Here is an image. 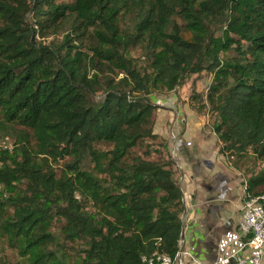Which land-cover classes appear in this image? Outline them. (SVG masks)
<instances>
[{
  "label": "trees",
  "instance_id": "trees-1",
  "mask_svg": "<svg viewBox=\"0 0 264 264\" xmlns=\"http://www.w3.org/2000/svg\"><path fill=\"white\" fill-rule=\"evenodd\" d=\"M202 71L219 153L233 168L260 160L246 181L264 192V0H0V133L14 138L0 149V235L28 264L175 257L183 190L171 156L150 158L168 142L149 97ZM54 216L83 240L76 255L50 247Z\"/></svg>",
  "mask_w": 264,
  "mask_h": 264
},
{
  "label": "rangeland",
  "instance_id": "rangeland-1",
  "mask_svg": "<svg viewBox=\"0 0 264 264\" xmlns=\"http://www.w3.org/2000/svg\"><path fill=\"white\" fill-rule=\"evenodd\" d=\"M27 17L31 22V17L28 16V14ZM60 38H62V35L51 34L43 39L45 41H58ZM133 53L141 55L143 51L135 48ZM231 53L234 54V51ZM141 58L146 62L147 58ZM119 76H121V74H119ZM211 80L212 72L202 71L191 75L181 86L172 91H157L150 95L149 99L156 105L153 117V130L155 133L161 134L166 138L168 142L167 150L160 147L161 152H151L150 158L157 159L161 154L163 157H168L169 159L171 156L172 160H175V156H182V159H189V169L193 172L192 174L195 172L193 162H197L198 159L196 156H199V160H202V158H210L209 161H211L213 159L214 163L212 167L206 163V159L198 162L200 166L197 169L198 175L195 177L197 199H195L193 203L202 202L203 199L214 194L219 197V193H222V195H224L223 198L228 200L226 202V207L231 210L234 206L236 195L238 197L237 201L240 199V188H242V180H240L242 176L240 174L242 173L243 176L247 177L250 173L257 172L263 163L254 158L249 152L247 157L240 160L237 167H234L240 172L239 188L233 185V180L228 175L226 177L223 169L224 167L227 168V164L229 166L231 165L228 162L229 160L218 151L220 142L212 128L214 116L209 112L208 105L206 104V95ZM172 133L177 136L176 144L173 143ZM147 141L149 145H146V143L140 144L134 149V152L143 155L144 149L148 148L149 150H155V148L159 146V138L154 140L148 139ZM187 141H190L191 145L187 146ZM13 143V137L5 136L3 133H0V149L12 150L14 146ZM180 143H182L184 147L182 152L180 150ZM98 146L102 147L104 145L99 144ZM181 161L182 160L179 158V162L182 165ZM63 164L64 160L54 163L58 174L61 173ZM2 165L3 162L0 160V167ZM88 165L90 166L91 164L87 161L86 166ZM182 172H184L183 166L181 169L178 168V170L176 169L175 171V176L181 187L186 183V180L181 178ZM21 187H25V184H22ZM0 188H2L1 184ZM217 191L218 194H216ZM87 209H91L88 203ZM11 212L12 209H9L8 213ZM66 224L67 222L64 217L54 216L49 231L56 236V240L50 247L69 258L76 255L80 247L84 244L82 239L70 240L64 235ZM0 258L3 264H28L25 259L26 257L22 256L18 249L12 246L7 239L1 235Z\"/></svg>",
  "mask_w": 264,
  "mask_h": 264
},
{
  "label": "crops",
  "instance_id": "crops-1",
  "mask_svg": "<svg viewBox=\"0 0 264 264\" xmlns=\"http://www.w3.org/2000/svg\"><path fill=\"white\" fill-rule=\"evenodd\" d=\"M179 145L182 152L184 149L183 144L180 143ZM196 157L198 158L197 162H193L194 174L189 169V159H182V156L179 157L182 160L181 166L184 169V172L181 173V178L186 180V183L183 184L184 186L181 187L185 204V209L182 214L184 243L181 246L193 252L201 264H225L220 263L221 258L226 256L230 248L234 247L231 241L228 242V237L225 234L227 230L233 233L236 228L235 225L240 218L243 205L241 197L242 188H240V199L237 201L238 197L236 195L234 206L231 210L226 207L228 200L223 198L224 195L222 193H219V197L214 194L203 199L202 202L193 203L197 199L195 177L198 175L197 169L200 166L198 162L206 159V163L211 167L214 163L213 159L211 161H209L210 158H202V160H199V156ZM226 167L223 169L226 177L228 175L233 180V185L239 188L240 172L228 164ZM240 175L242 176L240 179L242 182L243 179L246 180V177L242 173ZM216 194H218V191ZM183 263L196 264L189 257L184 256Z\"/></svg>",
  "mask_w": 264,
  "mask_h": 264
},
{
  "label": "built area",
  "instance_id": "built-area-1",
  "mask_svg": "<svg viewBox=\"0 0 264 264\" xmlns=\"http://www.w3.org/2000/svg\"><path fill=\"white\" fill-rule=\"evenodd\" d=\"M173 143L176 144L177 136L172 133ZM187 145H191L187 141ZM176 166L181 169L179 157L175 156ZM241 215L233 233L226 231L228 242L234 247L229 249L220 263L225 264H264V192L251 194L247 189V181L242 182ZM184 235L180 239V250L175 257L165 253H155L149 258H144L147 264H184L183 256L189 257L196 264H201L195 254L182 248Z\"/></svg>",
  "mask_w": 264,
  "mask_h": 264
}]
</instances>
